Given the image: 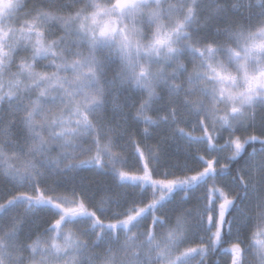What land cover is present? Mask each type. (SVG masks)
I'll return each mask as SVG.
<instances>
[{"label":"snow or ice","instance_id":"6c2138e0","mask_svg":"<svg viewBox=\"0 0 264 264\" xmlns=\"http://www.w3.org/2000/svg\"><path fill=\"white\" fill-rule=\"evenodd\" d=\"M0 264H264V0H0Z\"/></svg>","mask_w":264,"mask_h":264},{"label":"trees","instance_id":"16d2710c","mask_svg":"<svg viewBox=\"0 0 264 264\" xmlns=\"http://www.w3.org/2000/svg\"><path fill=\"white\" fill-rule=\"evenodd\" d=\"M225 247H227V245H225Z\"/></svg>","mask_w":264,"mask_h":264}]
</instances>
